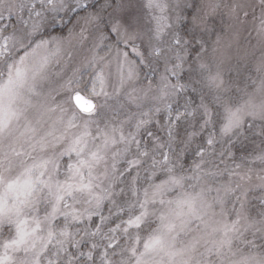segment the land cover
<instances>
[{
    "label": "snow or ice",
    "instance_id": "6c2138e0",
    "mask_svg": "<svg viewBox=\"0 0 264 264\" xmlns=\"http://www.w3.org/2000/svg\"><path fill=\"white\" fill-rule=\"evenodd\" d=\"M0 264H264V0H0Z\"/></svg>",
    "mask_w": 264,
    "mask_h": 264
},
{
    "label": "trees",
    "instance_id": "16d2710c",
    "mask_svg": "<svg viewBox=\"0 0 264 264\" xmlns=\"http://www.w3.org/2000/svg\"><path fill=\"white\" fill-rule=\"evenodd\" d=\"M240 155H241L240 153H237V156H238V160H237V162H239V156H240ZM254 192H255V191H254ZM250 198L254 199V203H253V204H254V207H253V208H255V204L258 203V200H257V198H258V197H257V194H255V195H252V194H251V195H250Z\"/></svg>",
    "mask_w": 264,
    "mask_h": 264
},
{
    "label": "rangeland",
    "instance_id": "374dc122",
    "mask_svg": "<svg viewBox=\"0 0 264 264\" xmlns=\"http://www.w3.org/2000/svg\"><path fill=\"white\" fill-rule=\"evenodd\" d=\"M144 71H147L146 69L144 70ZM255 191V190H254ZM255 194H257V197L259 196V193L258 192H253V194L252 195H255ZM257 200H258V198H257ZM254 199H252V198H250V206L251 207H254Z\"/></svg>",
    "mask_w": 264,
    "mask_h": 264
}]
</instances>
